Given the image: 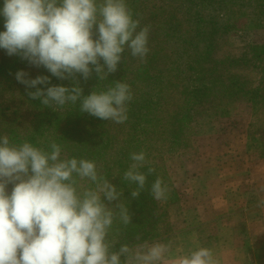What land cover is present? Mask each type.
<instances>
[{
  "label": "rangeland",
  "instance_id": "obj_1",
  "mask_svg": "<svg viewBox=\"0 0 264 264\" xmlns=\"http://www.w3.org/2000/svg\"><path fill=\"white\" fill-rule=\"evenodd\" d=\"M263 1L127 0L134 18L140 20V26H151L148 39L150 52L144 62L154 63V77L130 81L135 67L144 62L132 57L128 51L123 54L124 59L117 71L110 73L103 81L98 80L95 71L88 80H84L81 74L62 80L43 66L31 65L21 58L10 69V75H0V108L9 107L20 116L17 131L20 140L28 141L32 137L30 140L34 146L44 148L55 140L63 146L67 156L95 160L112 184L118 189L121 186L123 190L128 189L129 193L122 197L123 202L128 200L124 202L126 206H139L141 199L146 201L142 194L138 198H131L130 191L136 185L122 179L132 163L130 154L145 152L148 163L140 171L154 168V179L160 177L169 188L168 195L175 193L178 198L179 212L171 218L173 233L199 222L196 210L212 205L207 202L208 197L220 196L222 200L221 196L225 195L231 200L250 195L253 200L262 199L264 174L252 175L250 171L252 166L258 164H262L264 169L261 144L264 111L261 105L251 100L250 95L235 96L232 95L234 92L224 89L221 94L213 93L215 98L210 100L208 108L201 109L208 111L201 114L200 119L197 117L200 110L196 108L192 114L186 109L197 105L192 100L200 87H196L201 82L199 76L205 74L206 67L208 71L212 68L213 60L217 61L215 54L214 58L209 57L210 63L203 60L210 40L203 33L219 25L213 22L231 28L218 42V31L214 34V43L229 46V49L220 50L224 55L239 53L246 46L264 45ZM0 3L3 4V0ZM2 25L5 31L4 23ZM96 38L94 34L93 39ZM150 40L154 41L153 49ZM127 58L133 63L127 64ZM100 63L103 64V60ZM18 71L26 72L27 79L47 76L50 82L27 88L16 79ZM216 75L215 72L208 77ZM256 78L259 79L258 76ZM112 81L128 83L134 94L128 104V119L123 124L81 112L79 101L75 106L68 105L58 111L54 106H44L39 98H26L29 92H35L37 88L46 91L47 87L54 85L70 88L77 83L86 96L96 87L97 90L104 89ZM210 87L214 92L220 86ZM231 87L238 89V86ZM190 114L193 119L188 123L189 119L183 118ZM256 121L262 125L261 130ZM181 124L183 126L179 130ZM13 143L18 144L16 141ZM153 182V179L149 180L141 193L149 192ZM117 202L111 203L114 205ZM224 202L227 203L226 200ZM105 203H108L106 199ZM140 208L134 209L133 221L141 213ZM153 214L152 206H146L140 220L144 215ZM243 234L248 233L244 231Z\"/></svg>",
  "mask_w": 264,
  "mask_h": 264
},
{
  "label": "clouds",
  "instance_id": "obj_2",
  "mask_svg": "<svg viewBox=\"0 0 264 264\" xmlns=\"http://www.w3.org/2000/svg\"><path fill=\"white\" fill-rule=\"evenodd\" d=\"M0 16L5 28L0 49L62 80L76 74L88 80L93 71L99 81L107 80L125 51L141 62L150 51L151 26H140L127 0H3ZM26 76L24 71L16 73L27 88L50 82L47 76ZM28 95L58 111L79 101L81 112L116 124L127 121L134 98L123 81L96 87L86 96L78 83L37 88ZM130 160L122 179L136 185L130 191L135 199L155 169L140 171L148 163L143 151L131 153ZM123 192L95 160L69 157L55 140L46 149L0 135V264H222L214 249L196 246L185 251L173 239L141 242L137 235L134 243L121 242L118 226L132 224ZM150 193L165 201L169 188L157 177ZM257 207L264 208V199Z\"/></svg>",
  "mask_w": 264,
  "mask_h": 264
},
{
  "label": "trees",
  "instance_id": "obj_3",
  "mask_svg": "<svg viewBox=\"0 0 264 264\" xmlns=\"http://www.w3.org/2000/svg\"><path fill=\"white\" fill-rule=\"evenodd\" d=\"M264 3V1H263ZM3 7V4L0 3V8ZM4 17L0 16V32L3 30ZM214 25H217L212 30L208 32H204L203 36L207 35L210 37L209 43L204 50L203 60L205 62H209V57L214 58V54L217 58L213 60L212 68L208 71V68H205V74L201 73L198 80L201 82L196 86H200L194 94V100L192 102H196L197 105H193L192 107L187 108L186 110L193 111L197 108L200 110V114L197 115L200 119V115L205 113L208 110L210 100L212 101L215 96L213 93L221 94L222 90H226V92H234L232 95L238 96L240 95H250L251 100H253L256 104H260L262 111H264V45H251L244 47L239 53L235 54H221L220 50L229 49L228 45L222 47L223 43L220 45L217 44L218 40L223 39L225 35L228 34V31L231 29L224 24H220V22H213ZM218 31V32H217ZM217 32V33H216ZM216 33L217 42L214 43V34ZM227 37V36H226ZM228 38V37H227ZM214 43V44H213ZM225 44V42H224ZM150 47L154 48V41L150 40ZM150 52V51H149ZM20 55H12L9 56L4 49H0V75L8 76L10 75V69L14 68L18 62L21 60ZM23 59V58H22ZM127 64H132L133 61L130 58L125 60ZM210 63V62H209ZM154 63L144 62L135 67L134 71L130 76V81H133L135 78L145 77L146 79H150L155 76V73H152ZM214 67V68H213ZM204 68V65H203ZM218 68L220 71H218ZM216 76L209 78L208 76L215 73ZM15 75V74H14ZM259 77L257 79L256 77ZM6 78V77H5ZM4 78V80H5ZM136 85V84H135ZM2 86V85H1ZM210 86H220L217 87L214 92H212V87ZM231 86H238V89L235 90ZM252 86V87H250ZM195 87V88H196ZM230 89V90H229ZM2 91V89H1ZM205 91V92H204ZM208 91L212 92L209 93ZM29 95H26L28 98ZM191 104V103H190ZM187 113V114H188ZM192 114L188 116H184L188 123L193 119ZM39 117V114H37ZM37 119V118H36ZM18 120H20V116L17 112L12 111L9 107L0 108V135L7 134L11 141H16L18 144L23 141L19 139L20 135L17 134L18 131ZM33 122V120H32ZM183 122V121H182ZM258 129H262V125H260L259 121H256ZM182 124L179 127V130L182 128ZM264 126V125H263ZM5 127V128H2ZM32 137H30L31 139ZM264 138V136H263ZM262 138L261 144H263L264 149V139ZM28 140L33 144V141ZM175 141V138H174ZM48 146L46 147V149ZM264 156V155H263ZM145 171V169H144ZM144 173H147L144 172ZM155 174L147 175V183L149 180L154 179ZM146 183V184H147ZM123 189V186L120 187ZM12 185H8V191L11 192ZM123 194L129 193L128 189L123 190ZM143 196L145 195L146 201L141 199L139 201V206L129 205V212L131 216L134 213V209H138L139 207L141 213L139 216L133 221L132 224L124 228L122 225H119L121 231L119 233L118 239L121 242L134 243L135 237L139 235L142 241H167L169 239H173L176 244V233L172 232V222L171 218L174 213L179 212V207L177 206L178 198L176 194L168 195L167 200L165 201H157L153 198L150 191L145 193H140ZM128 200L124 202L127 203ZM147 207H151L153 209L154 214L151 216L144 215L143 219L140 220V216L144 213ZM119 245H117L118 247Z\"/></svg>",
  "mask_w": 264,
  "mask_h": 264
},
{
  "label": "crops",
  "instance_id": "obj_4",
  "mask_svg": "<svg viewBox=\"0 0 264 264\" xmlns=\"http://www.w3.org/2000/svg\"><path fill=\"white\" fill-rule=\"evenodd\" d=\"M263 170L258 164L250 171L262 176ZM208 198L212 205L196 210L199 222L177 232L175 245L185 251L196 246L212 248L222 264H264V208L257 207L261 198ZM244 231L248 234L242 236Z\"/></svg>",
  "mask_w": 264,
  "mask_h": 264
}]
</instances>
